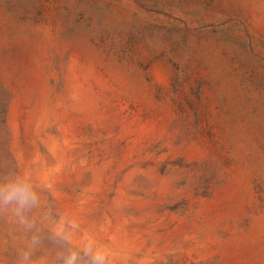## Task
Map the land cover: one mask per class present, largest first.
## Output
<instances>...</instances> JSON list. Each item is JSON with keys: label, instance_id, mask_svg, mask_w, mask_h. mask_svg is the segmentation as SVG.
<instances>
[{"label": "rangeland", "instance_id": "1", "mask_svg": "<svg viewBox=\"0 0 264 264\" xmlns=\"http://www.w3.org/2000/svg\"><path fill=\"white\" fill-rule=\"evenodd\" d=\"M73 257L264 264V0H0V264Z\"/></svg>", "mask_w": 264, "mask_h": 264}, {"label": "clouds", "instance_id": "2", "mask_svg": "<svg viewBox=\"0 0 264 264\" xmlns=\"http://www.w3.org/2000/svg\"><path fill=\"white\" fill-rule=\"evenodd\" d=\"M8 198L12 199V198H19L21 199V202L23 203L25 200L28 199V193L27 192H21L19 189H13L12 192H10L8 194ZM73 258L68 259L65 264H73Z\"/></svg>", "mask_w": 264, "mask_h": 264}]
</instances>
